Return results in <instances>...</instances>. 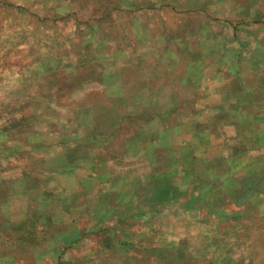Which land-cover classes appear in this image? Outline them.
Segmentation results:
<instances>
[{"label": "rangeland", "instance_id": "obj_1", "mask_svg": "<svg viewBox=\"0 0 264 264\" xmlns=\"http://www.w3.org/2000/svg\"><path fill=\"white\" fill-rule=\"evenodd\" d=\"M263 85L264 0H0V264H264Z\"/></svg>", "mask_w": 264, "mask_h": 264}, {"label": "crops", "instance_id": "obj_2", "mask_svg": "<svg viewBox=\"0 0 264 264\" xmlns=\"http://www.w3.org/2000/svg\"><path fill=\"white\" fill-rule=\"evenodd\" d=\"M258 90H262L263 92H264V85L263 86H260L259 88H258ZM242 91V90H241ZM243 92V91H242ZM236 94H239L240 92L239 91H236L235 92ZM240 105H243L242 103L240 104ZM257 107H259L261 110H264V103H259L258 104V106ZM260 112H262V111H260ZM254 113H255V111H252V112H250V113H248V114H250V115H254ZM263 113V112H262ZM259 120H261V118H259Z\"/></svg>", "mask_w": 264, "mask_h": 264}]
</instances>
